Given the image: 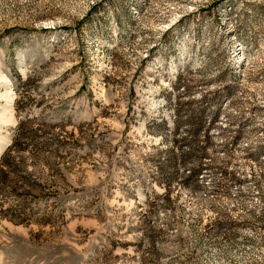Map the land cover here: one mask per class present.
Returning <instances> with one entry per match:
<instances>
[{
    "label": "rangeland",
    "instance_id": "rangeland-1",
    "mask_svg": "<svg viewBox=\"0 0 264 264\" xmlns=\"http://www.w3.org/2000/svg\"><path fill=\"white\" fill-rule=\"evenodd\" d=\"M25 117L0 264H264V0H0V157Z\"/></svg>",
    "mask_w": 264,
    "mask_h": 264
},
{
    "label": "trees",
    "instance_id": "trees-1",
    "mask_svg": "<svg viewBox=\"0 0 264 264\" xmlns=\"http://www.w3.org/2000/svg\"><path fill=\"white\" fill-rule=\"evenodd\" d=\"M16 104H17L16 110H18V112H20V110L22 108L21 109L19 108L20 107L19 102H17ZM34 120L35 119H33V118L25 117L24 119H20L17 122L15 130H14V134L12 137V141H11L9 147L4 151V153L0 157V171H3L2 170L3 168H6V169L8 168V170L12 171V172L20 170L21 162L17 159H14L13 151H16L17 149H20L22 147V140L25 139V137L31 138V135L33 133H35V135H36V130H32ZM193 125H196V127H197V124H192L191 126H193ZM190 127L188 128V131H187V139L190 138L189 144L187 146V152L186 153L181 152L179 155L186 157V156H188V154H192L194 152H202V151H204V155H205L206 150H205L204 146L198 147L196 145V133L198 131V128L194 127L192 129H190ZM176 132H177V130H175V133ZM35 139L36 138H34V141H35ZM34 144L36 145L35 142H34ZM44 144L45 143L43 142L42 147H39V148L34 147L35 149L32 150V153L34 154L35 157L41 156L40 153H43V151L46 150V145H44ZM201 168L202 167L200 166L199 162H195L193 164V168L189 171V175L196 176L201 171ZM32 185L35 186L34 184H32ZM2 187H3V183L0 180V192H4L3 190H1ZM12 192L14 194L19 193V192L17 193L16 191H12ZM23 195H26V194L23 193ZM27 196H29V195H27ZM23 201H24L23 199L20 200V203H22Z\"/></svg>",
    "mask_w": 264,
    "mask_h": 264
}]
</instances>
